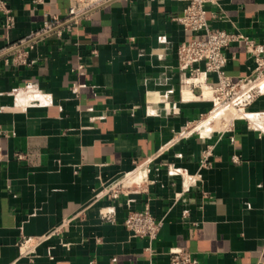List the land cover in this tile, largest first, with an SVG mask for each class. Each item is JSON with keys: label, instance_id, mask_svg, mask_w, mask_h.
I'll return each mask as SVG.
<instances>
[{"label": "crops", "instance_id": "1", "mask_svg": "<svg viewBox=\"0 0 264 264\" xmlns=\"http://www.w3.org/2000/svg\"><path fill=\"white\" fill-rule=\"evenodd\" d=\"M5 1L14 27L0 16V264H169L175 248L197 264H264V136L235 120L179 138L212 109L181 86L177 47L204 37L177 22L185 2L114 0L41 34L66 19L70 0ZM207 11L211 29L264 48V0ZM226 56L228 76L250 74L242 43ZM208 117L195 130L224 128ZM145 209L162 223L151 241L124 226Z\"/></svg>", "mask_w": 264, "mask_h": 264}, {"label": "built area", "instance_id": "2", "mask_svg": "<svg viewBox=\"0 0 264 264\" xmlns=\"http://www.w3.org/2000/svg\"><path fill=\"white\" fill-rule=\"evenodd\" d=\"M39 0H37L38 2ZM114 0H70L68 16L62 22L53 18L54 24L45 23L41 34L54 30L61 24H74L81 18L86 17L92 10L109 4ZM185 2L182 15L177 22L182 28L193 34H203L204 37L181 42L176 50L177 68L181 73V86L187 89L198 88L199 97L202 100L211 102L212 109L205 115L212 114L218 108L225 106L234 107L238 114L235 116L227 129L235 120L246 123L248 129L256 132L258 136H264V107L258 111H251L249 108L257 100L264 101V48L255 43L246 35L240 32L226 31L222 29H211L207 21V7L212 6L221 10L223 0H183ZM0 16L3 17V28L10 30L14 27L12 9L5 0H0ZM215 16V15H213ZM235 43H242L248 58L252 62V69L249 75L233 79L225 73L227 63L226 50ZM19 62L25 63L26 56H19ZM214 75L215 84H208L206 78ZM204 116L194 123L188 124L179 133V138L188 135L198 134L201 138H209L215 132L202 136L195 126ZM224 121V120H223ZM212 147H208L201 155L200 168L210 166ZM16 159H22L16 155ZM0 147V162H7ZM112 198H118L122 193L118 184L107 190ZM101 219L107 222L114 221V213L100 210ZM125 228L134 238L154 240L161 227V221H156L147 209L137 212H129L124 220ZM27 241L23 242L26 248ZM26 252V251H25ZM169 264H197V260L186 250L175 248L169 254Z\"/></svg>", "mask_w": 264, "mask_h": 264}, {"label": "bare ground", "instance_id": "3", "mask_svg": "<svg viewBox=\"0 0 264 264\" xmlns=\"http://www.w3.org/2000/svg\"><path fill=\"white\" fill-rule=\"evenodd\" d=\"M229 113H232V115L230 116V117H228V115H229ZM237 114H238V112H237V110L234 108V107H232V106H229V107H225V106H222V107H220V108H218L217 110H215L212 114H210L209 115V120L210 119H212L213 117H215V119L216 118H218V119H220L221 120V118H223V120H224V128H221V129H213V130H211V131H209V132H207V133H200L201 135H204V136H206V135H209L212 131H214V130H217V131H221V130H223V129H225L227 126H228V124L230 123V121L235 117V116H237ZM208 120V121H209ZM217 121V120H216ZM206 123V122H205ZM222 123V122H221ZM200 124H198V127H200L199 126ZM215 125H216V122H215ZM219 125V124H218ZM217 125V126H218ZM222 125H223V123H222ZM201 126H202V124H201ZM196 127H197V125H196ZM201 128V127H200ZM219 128H220V126H219ZM197 130V129H196ZM199 130V129H198ZM203 130V129H202ZM201 130V131H202Z\"/></svg>", "mask_w": 264, "mask_h": 264}, {"label": "rangeland", "instance_id": "4", "mask_svg": "<svg viewBox=\"0 0 264 264\" xmlns=\"http://www.w3.org/2000/svg\"><path fill=\"white\" fill-rule=\"evenodd\" d=\"M231 115H232V113H229L228 117H230ZM206 117H207V116H204V117L202 118V120L206 119ZM202 120H200V122H201ZM220 122H224V121H223V118H221Z\"/></svg>", "mask_w": 264, "mask_h": 264}]
</instances>
